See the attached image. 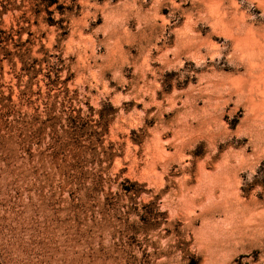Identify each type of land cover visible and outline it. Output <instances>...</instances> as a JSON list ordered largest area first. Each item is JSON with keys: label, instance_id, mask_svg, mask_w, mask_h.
<instances>
[{"label": "rangeland", "instance_id": "1", "mask_svg": "<svg viewBox=\"0 0 264 264\" xmlns=\"http://www.w3.org/2000/svg\"><path fill=\"white\" fill-rule=\"evenodd\" d=\"M247 32L264 0H0V264H264Z\"/></svg>", "mask_w": 264, "mask_h": 264}, {"label": "bare ground", "instance_id": "2", "mask_svg": "<svg viewBox=\"0 0 264 264\" xmlns=\"http://www.w3.org/2000/svg\"><path fill=\"white\" fill-rule=\"evenodd\" d=\"M249 31L252 32V30H250V29H249ZM248 32H247V34H245L246 37L244 36L245 37L244 40H246V41H244L243 39H241V41L239 43V40H237L238 42L236 44L239 43L238 44L239 46L236 45L238 47L237 50H236V55H239L238 57L241 59V63H242V61H244V64H245L246 68L249 71H252L254 73L256 72L258 74L260 71H263L264 72V45H263L264 40L262 39V37L264 35L261 36V39L260 40H257L256 38L254 39L253 36H251L250 34H248ZM261 40H263V43L261 42ZM241 42H243V45H245V44L246 45L245 46L241 45ZM259 74H261V73H259ZM252 77H253V75H251V78ZM260 78L258 77V79H260ZM204 179H206V178H204Z\"/></svg>", "mask_w": 264, "mask_h": 264}]
</instances>
